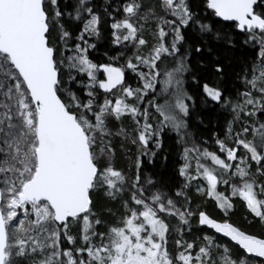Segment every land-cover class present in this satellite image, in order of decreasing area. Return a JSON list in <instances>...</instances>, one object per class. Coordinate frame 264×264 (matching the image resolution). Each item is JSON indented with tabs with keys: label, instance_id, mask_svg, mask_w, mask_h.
<instances>
[{
	"label": "snow or ice",
	"instance_id": "snow-or-ice-1",
	"mask_svg": "<svg viewBox=\"0 0 264 264\" xmlns=\"http://www.w3.org/2000/svg\"><path fill=\"white\" fill-rule=\"evenodd\" d=\"M0 264H264V0H0Z\"/></svg>",
	"mask_w": 264,
	"mask_h": 264
},
{
	"label": "trees",
	"instance_id": "trees-1",
	"mask_svg": "<svg viewBox=\"0 0 264 264\" xmlns=\"http://www.w3.org/2000/svg\"><path fill=\"white\" fill-rule=\"evenodd\" d=\"M205 135H208V133L205 132ZM171 143H172V141L166 140V147L171 145ZM170 171H171V169L169 168V172ZM242 217H243V209L238 207L237 208V215H236V217L234 219L236 220L237 223H240L241 220H242ZM247 230L251 231V232H255V233H259L260 232V228L258 226L257 227H253V228H247ZM224 240L226 241V239H224Z\"/></svg>",
	"mask_w": 264,
	"mask_h": 264
},
{
	"label": "water",
	"instance_id": "water-1",
	"mask_svg": "<svg viewBox=\"0 0 264 264\" xmlns=\"http://www.w3.org/2000/svg\"><path fill=\"white\" fill-rule=\"evenodd\" d=\"M224 239H226V238H224Z\"/></svg>",
	"mask_w": 264,
	"mask_h": 264
}]
</instances>
